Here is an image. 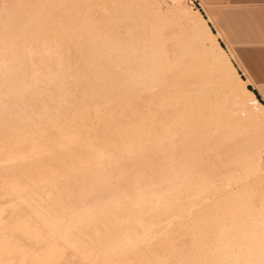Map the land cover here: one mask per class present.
<instances>
[{"label": "bare ground", "instance_id": "obj_1", "mask_svg": "<svg viewBox=\"0 0 264 264\" xmlns=\"http://www.w3.org/2000/svg\"><path fill=\"white\" fill-rule=\"evenodd\" d=\"M171 1L174 4H176L177 7H183V10L186 12L187 15L190 16V18H194V16L191 15V12L188 11L186 6L182 4V0H171ZM149 20L150 19L148 18V21ZM163 24L164 25L160 27L161 29L158 32L156 31L157 33L154 32L155 34H153L152 36L148 35V33L145 35H142V32H141V36L139 38L137 37L138 38L137 40L135 38V36L137 35L134 34L135 36L134 37L132 36V37L134 38L133 40L135 39L137 40L136 44L132 42L133 40L131 41L132 38L130 35L135 32L137 34L138 30L134 32H131V31L126 32V30H124L127 33L126 35L127 37L124 36L122 39L126 40L125 38H127L126 45L125 43H121L119 45L117 36H115L113 40L111 39L112 42L110 45V49L112 53L111 54L110 52L108 53V55L110 54L109 59L111 60L112 64L113 62L117 64L121 63V64H118L119 69H121V71L116 70L117 74H116V71L113 72L116 74L115 79L112 78L115 74H113V76L110 74V67L112 66L109 65V63L107 66L106 65L107 63L105 64L103 60L102 62H98L101 60L100 58L101 55H99L100 53L99 54L97 53L100 58L99 60H97V64L104 63L106 66L103 69H98L97 64H96L97 65L96 66L97 68H96L95 65H93L92 63H89V61H86L85 59H84L85 61L77 63L76 67L74 65L75 68H73L71 65L73 70L75 69V72L73 73L72 76L70 75L71 77L65 80L67 82H65V85L63 89L61 90L56 89L54 86H52L54 87V90L53 88L45 89V88H48V86H46L48 85L46 82H45L46 85L42 86L38 83L32 84L29 80L27 81L25 79L26 74L29 71V68H28L29 66L27 67V64L29 63H27V60H29V57H30L29 53L25 52L26 44L23 46L21 42L18 43V45L14 43V45L12 44L13 45L12 47H9L6 50L5 55H7L8 58H10V56L12 57V61H13L12 63H7L5 59L0 58V196H1L0 202L7 201V203H4L2 205H6L9 202L12 203L15 215H13L12 212H10V214L12 213V215L15 216V219H14L15 223L13 222L14 224L12 223L10 225L14 226L13 228L15 230V237L17 236L16 238H18L17 240L18 241L19 239L25 240L24 246L25 244H28V242L29 244L31 243L30 241L33 239L32 236H34L33 234L34 230L37 227L36 224H38V226L40 225V227L47 226L46 229L48 228V232H49L48 234L51 237L49 239H47L46 237L44 238V239H47V242H48V243L46 242L48 245L47 246L48 252L43 255L42 261L36 260L35 261L36 264H51L52 261L54 262L59 261L58 263H60L61 262L60 260L63 261L65 258V255H68V253H70V252L67 253L69 249H73L74 252L73 251L72 252L80 256L84 264H112L113 260L117 258L118 260L122 258L123 261H127L130 259H136L137 257L146 258L143 256L144 254L142 255V253H144L142 252V248L144 250L145 246L143 247V245L146 242L148 243L147 239H149L152 236V233L154 230L150 232L151 231L150 223H149L150 225H148V223H146L147 225H143V222L146 220L143 213L146 215L148 214L149 217L146 216L148 217L147 220L149 219V222H154V224L156 222L160 223L164 219H168L170 222V225L174 229H176L174 231L178 232L179 235L181 236L180 237L181 240H183L182 239L183 236L185 238L187 237V240L185 239L186 240L185 243H183L182 241L183 244L179 243L178 246H173L174 242L172 243V241L174 240L176 236H178V233L174 237L173 233L171 232L167 236L168 249H163L164 251L176 256L177 254H179L178 252H181V251L185 252L193 248L196 251L197 259L199 260L201 259V260L199 263H196L195 260H191V261H188L190 263H187V264H228L227 263L228 261L227 262L222 261L221 259L222 255L221 257H218V255H215V254H214L215 256H211L215 251L217 252L221 251V247L218 246L216 248L215 246V248L212 249L211 247H208V244H206V242H209L207 241L209 237L206 240V237L208 236L207 234L211 231L213 225L212 227L210 226L211 229L210 231L208 230L209 231L208 232L206 229L207 227L203 226L205 225L204 222H206L207 224V221H204L203 225L199 224L201 222L199 218L198 219L199 222L197 223L195 217L193 216L194 211L192 212L190 208L188 209L185 205H183L184 203L186 204V199L188 200V198L184 197L183 194L188 195V193L191 190L190 191L188 190L187 193H183L185 190L184 191L182 190V192H179L178 190L179 193L177 194H176L177 190L176 191L174 190L173 192H175V194L172 192L173 196H167L169 192L168 193L166 192L167 195H164L165 194L164 192L163 195L166 198L165 199L166 206L162 207L163 206L161 205L162 203H159L161 205L160 208L155 207V205L154 207L150 205L151 202L156 203L154 195L157 192L158 183L160 181H162L163 183H166V180H164L165 182L163 181V179L166 178V175L164 174V170L162 171L159 168L160 163L158 161L161 158H163L162 154H164V152L167 150L165 151L161 150L162 148L161 144L163 143V140H162V143H160L161 142L160 138L156 137L157 135L154 136L151 133L143 135L140 132L141 128L139 126L137 127H135V125L132 126V123H130L128 119V115L130 111L132 112L135 109V110L140 111L142 114L144 113L143 115H145V117L147 116L146 119L148 123H150V126L153 130L160 129L163 131H167L168 128H172V127L174 128L183 127L184 128L186 127L185 125L187 124L189 125L190 123H192L193 118H195V121H196V123L194 124L195 129L200 128L201 125L203 124L202 115H203V110H204V104H203V100L197 101V99H200L202 97L203 90H204L203 89L204 88V74L206 72L205 58L207 55V47L202 45V40L199 38H196V36L193 37L190 41H188L187 39L186 41L187 44L185 43L184 45L182 44L181 45L182 47L179 46L178 40L184 38V36L182 35L183 32L181 33V31H179V29H177L174 26L173 21H169L168 23L163 22ZM131 30H133L132 27H131ZM16 31L17 30H15V32ZM24 31L25 33H27L26 30ZM33 32H32L33 33L32 36L38 37L37 35L38 32L37 31H36L37 33H35V31ZM65 32H67V30ZM21 33L19 34L17 32L16 35L19 34L21 36L23 34ZM30 33H28L29 35L27 34V36H29V39H32V36L30 38ZM1 34L2 33L0 32V36ZM4 35H3L4 37L3 41L6 42L5 41L6 38ZM39 35H40V32H39ZM82 35L83 34H81V36ZM27 36L24 34V37H27ZM41 37L42 36H39L40 44L41 42L45 43L47 39L46 41L45 39L44 41H42L40 39ZM51 38L52 37H50V40ZM58 39L59 38L56 39V42L58 41ZM22 40L23 39H21V41ZM50 40L48 38V41ZM81 40H80L79 45H81ZM47 43L48 42H46V44ZM62 44H61V47H62ZM84 44H86L87 46V43L84 42ZM217 45L220 50H223L222 47L219 46L218 42H217ZM79 47H77V49ZM35 48L36 47L34 46L33 50ZM107 49H106V52H107ZM36 50H40V48ZM89 50L90 49H88L87 51ZM83 51H84V48H83ZM70 52L71 53L68 55L73 56L74 58L75 56L72 53V50ZM91 52L92 51H90L89 54H91ZM78 54L80 55V53ZM85 54L87 55L88 53H85ZM89 54L88 56L90 57L91 55ZM46 55L48 56V54H45V57ZM63 55H64V51H63ZM68 55L67 54L65 55L67 57L64 58V60L68 59L67 61L68 63H70L69 62L70 56ZM73 58L71 57V59ZM38 60L40 61L41 59H38ZM122 60H125L126 63H124ZM32 62L34 63L37 62L36 58L32 60ZM45 62L47 63V60ZM34 63H31V64L34 65V69H35L36 63L35 64ZM123 63L125 64V66ZM62 64H63L62 66L65 65V63L63 62ZM41 65L39 67V64H37V68L38 69L42 68ZM114 66H116V64ZM122 66H124V68ZM44 70H46L45 67H44ZM221 70H224V68ZM231 70L234 71L233 67H231ZM48 72H52V71L50 70ZM43 73L45 74V72ZM8 75L11 76L10 79L6 77ZM27 75H31V74H27ZM36 79L39 81V83L40 81L42 83L40 74L36 75ZM53 79H55V77ZM134 79L135 80L138 79V81L137 80L134 81ZM227 80L228 79H226V81ZM57 81L59 80L57 79ZM210 82L212 83V81ZM239 83H240V88H238L237 86H236L237 88L231 87L232 89L230 91L229 96L227 97V100H225V102L221 105V108H224V109L228 108V111L224 113L221 112V114L219 115V119H217L218 123L220 122L224 123L226 120L227 125L230 127H234V128L245 127L246 125H249V123L253 120L254 117H256V115L253 114L251 115V117H249L250 119L246 118L243 120L242 117L246 114V112L243 111L245 109L248 111H253V112H258L260 114L261 113L263 114L262 116L260 115L259 117L257 116L256 119L263 120L264 118L263 105H261L260 102L257 100L258 98H256L255 95L251 91H249L250 89L249 90L247 89L246 87L247 84L242 82L240 78H239ZM62 84L64 83L62 82ZM95 84L99 86H101L102 84L106 85V91H104L105 89L102 88L104 92H101L102 91L101 88L98 87L99 88V89L97 88L98 91L100 90V92H98L94 88V86H96ZM117 84L120 85L123 88V90L117 89L118 87ZM45 90L49 92H54V93H46V94L43 93L42 94V92H45ZM49 94H52V96H50ZM126 94H131L132 100L136 103V105L134 104L132 106L131 105L128 106L129 104H127L128 101H127ZM113 96H114L113 99H116L118 101V104L116 106L120 108V112L117 115L108 113L107 112L108 110L106 111L107 106H108L107 102H109ZM100 99H102L103 102L102 103L99 102L100 103L99 104L97 101H99ZM128 99L130 100V98ZM196 101L197 103H194ZM220 110H219V113H220ZM246 115L244 117H246ZM139 117L140 115L138 117L135 116L136 119H138ZM258 131H260V129ZM186 134H188V132H186ZM167 136L169 135L167 134ZM141 138L144 139L143 141L147 143L146 146L142 145ZM182 140H186V138L184 137ZM205 140L206 138L204 140L203 139L199 140L200 143H202L200 146L202 147L205 146V144H203ZM216 141H217V136H213V137L208 138L207 143H210L212 145V143H216ZM158 143L160 144L161 148H159ZM221 145L222 144H220V146ZM167 146H170V145H167ZM178 147L180 149V146ZM215 147H217V145ZM133 149H137L139 151L137 153L138 155H136L135 157H133V155L131 154V150ZM170 150L171 149H169V151ZM209 150L208 151L211 153L212 152L211 148ZM181 151L183 152V150ZM231 151L232 149L230 150V148H227L221 152H217V155L218 156L229 155ZM205 153H206V149H205ZM250 156L251 155H249V157ZM167 158L169 161L170 157H167ZM175 158L176 157H174V159ZM186 159L188 158L186 157ZM189 159L191 158L189 157ZM250 161L251 160H249V162ZM261 161H262L261 156L254 158V161H252L254 163V166L253 165L252 166L257 171H259V173L262 172L263 170L260 164ZM236 162L237 161H235V164ZM238 162L237 164H239ZM249 162L247 163L248 165H249ZM167 164H171V163H167ZM127 165L130 166V169H126ZM230 166L232 167V164L230 165L229 163V167ZM239 166L241 167V164ZM240 167H236V168L239 169ZM200 168L201 170L206 169V167H203V166H200ZM250 168H248L249 172L251 171L249 170ZM165 169H167V167H165ZM168 170L166 173H168ZM176 171L178 170L176 169ZM179 171H181V168ZM113 172L115 174H112ZM254 172H251V173H254ZM235 173L236 172L234 171L232 174L234 175ZM237 175H234V176H237ZM147 177H150L153 179V185H154V188L152 189V198L150 197L151 199L149 200L151 202L148 201V203L145 202V197H144L145 195H143L144 200L140 199L141 197L138 199L136 196H134L135 193L131 192L132 190H137V193H138V191L145 190V189L149 191V188L147 189V187H148V182H150L149 181L150 179ZM181 177L183 176L181 175ZM224 177L225 176H223V178ZM218 178L219 180L221 179L223 181L222 177L221 178L218 177ZM244 178H245V175H244ZM244 178L242 179L240 176L239 177L237 176L233 179V181H229L226 183H224L225 182L224 180L223 183L226 185V186L223 185L225 187L224 189L221 185H218L220 186L218 187V189L214 188L215 186L212 187L213 186L212 184H211L212 186L208 187L209 185L208 186L204 185L206 181H203L204 184L202 183L201 184L205 186V190H206V187L207 189L208 188L210 189V194L207 193L208 194L207 195L205 193V195L207 196H205V198L201 197L200 203L202 202V199L204 200L206 198L209 199V198L214 197L213 199L219 200L222 197L221 192L223 191H227V193L233 192L234 189L231 188L233 187V185H237L236 186L237 192L234 190L237 194L246 190V188H250V185L248 184L246 185L245 183L246 181H243L245 180ZM117 179L121 181V190L124 192L121 195L119 194L120 197L117 195L119 197L118 199L113 195L114 188H112V183ZM147 179L149 180L147 181ZM73 180L75 181L81 180V183L78 185L77 184L74 185ZM219 180L217 182H220ZM188 181L189 179H187L184 182V184H186L185 186H188ZM176 182L177 181H175V183ZM201 184L200 186L202 187ZM254 185L255 184H253L252 186L254 187ZM220 188L223 190H220ZM250 189L252 190V188ZM146 190L145 192H147ZM100 192H105L106 199H104L103 202H101L102 204H99V207H96L94 203L97 202L96 200L98 199L97 197H99L98 194ZM195 192L196 191H194V193ZM190 193L192 194V192ZM202 193L203 191L200 194ZM227 193H226V196H227ZM247 193H250V192L247 191ZM253 193H254V196L251 198V200L249 198L248 199L246 198V200H250L249 213H250V216L252 215L253 217H256L259 219V222L258 221L256 222V229L260 228L262 229V231L254 232V234L252 235L253 236L252 238L253 240L251 239L252 244H253V241H255V244L252 245L251 247V254L249 255L251 256V259H250L251 261L248 264H251V262L252 264H264V183L258 186L257 188L255 187V190L253 191ZM200 194H197V196H199ZM159 195L162 196V194H159ZM125 196H128V197H125ZM132 196L136 197L138 200H141V201L139 202L137 201L138 203L135 202L136 198L134 199V197ZM239 197H241V195ZM1 198L3 200H1ZM114 198L117 199V201H115ZM127 198L131 199L132 202L128 200ZM160 198L162 199V197ZM197 199L199 198L197 197ZM125 201H127L128 203L127 204L124 203ZM193 201L195 202V200ZM196 201L198 202V200ZM85 202L90 203V208H87L89 207L88 206L89 204L85 206ZM158 202H159V198H158ZM246 202L248 203V201ZM169 204L170 206H168ZM188 205H190V203ZM202 206L204 207V204ZM9 207L10 206H8V208ZM212 207L214 206H211V208ZM98 210H100L101 212L98 213ZM196 210L199 211L198 209ZM210 211L212 210L210 209ZM5 212L8 213L7 209ZM136 212L137 213L142 212V213L137 214ZM202 212H203V215L206 216L205 214L207 213H204L205 211H202ZM202 212L200 214H202ZM0 215H1V212H0ZM3 216L5 215L3 214ZM210 217L214 218L213 213H212V216ZM215 220L219 221V219H215ZM208 221H209V218H208ZM9 222H7L8 225H9ZM107 222L115 223L117 228L116 229L114 228V230L112 229V231L105 232L102 229L103 228L102 227L101 229L104 232L97 231L98 233H95L92 231V229L95 227L96 229H100L99 226L101 225H104V229H106L105 227L107 225L105 226V224ZM8 225L6 229L4 228L5 226L0 227V229L2 230V228H4L5 230H2V231H7V228L10 227ZM138 225H140V227ZM216 228H218L217 225L215 229ZM235 228L237 230V226ZM37 229L38 228H36V231ZM42 230L44 231V229ZM215 232H217V230H215ZM215 232L214 233L211 232L212 239L215 242V244L216 243L218 244L219 243L218 241L220 240V238L218 237L219 232H217L218 234ZM230 232L233 233L234 230ZM72 234H75V235H72ZM41 235L42 234H40V236ZM40 236L38 238H40ZM222 236L223 235H221L220 237ZM8 237L13 238L14 235L9 236L8 234ZM177 238H175L176 240L174 241L178 242L179 238L178 239ZM57 241L62 243V247H56L60 245L58 243L57 245L55 244L56 246H51L54 242H57ZM11 243H12V239H11ZM11 243L9 242L10 245ZM149 244H145V245H149ZM189 244H191V246H187ZM7 245H8V242H7ZM17 245L19 246V244ZM18 246H15V247H18ZM220 246L222 245L220 244ZM44 247L46 246H43L42 250L37 251L36 253L38 252L41 253L45 251L43 250L45 249ZM8 248H6V250ZM10 249H12V247ZM21 251L19 250V252ZM29 251L31 253L30 249L28 251L26 250L25 252L29 254ZM95 251H98V254H95L94 253ZM162 251L161 253H164ZM16 252H13V253H16ZM224 252L226 253V251ZM23 253H20L19 255ZM243 253H245V251ZM241 255L237 257H240ZM174 256H171V257L175 259ZM2 257H4V255L1 256V259ZM13 257L14 256H12V258ZM71 257L74 258L75 256H71ZM159 257H162V256H159ZM168 257L171 258L170 255ZM32 258L28 260H31L32 262L33 260ZM26 259H24V262ZM167 260L169 259L166 258V262H171L170 260L169 261ZM171 260L173 261V259ZM229 260H231V258ZM143 261H146V260H143ZM143 261H141V264L146 263ZM160 261L161 260H158L157 262H155V264H159ZM176 262H179V264H186L187 261H176ZM19 263L20 262L18 260V264ZM161 264H164V263L161 262Z\"/></svg>", "mask_w": 264, "mask_h": 264}, {"label": "rangeland", "instance_id": "obj_2", "mask_svg": "<svg viewBox=\"0 0 264 264\" xmlns=\"http://www.w3.org/2000/svg\"><path fill=\"white\" fill-rule=\"evenodd\" d=\"M182 4L184 6H186L188 11L191 12V15L194 16V18H190V16L187 15L186 12L183 10V7H177V5L174 4L171 0H0V32L3 35L5 34L4 36L6 38V40H5L6 42H4L3 41L4 37L1 34L2 37L0 36L1 37L0 39H2V40H0V42L1 41L2 42L0 43V58L5 59L7 63H12L13 62L12 61V57L10 56V58H11L10 59V58H8L7 55H5L6 50L9 47H12L14 45V43H16L18 45V43L21 42L23 44V46L26 44L25 52L29 53V56H30L29 57L30 62H29V60H27V63H29V64H27V67L29 66L28 67L29 71H28L27 74H31V75H27L26 74L25 79L27 81L29 80L32 84H37L38 83V84H40L42 86L43 85L45 86L46 83H47L48 85H46V86H48V88H45V89H52L53 88V90H54V87H55L56 89H60L61 90V89H63V87L65 85V82H67L65 80H67V78L71 77L73 75V73L75 72V69L73 70V68L76 67L77 63L85 61V60L89 61V63H92L93 65H95V67L98 65L97 66L98 69H103L106 65L108 66V63H109V65L112 66V67H110V74L112 76H113V74H115V73H113L114 71H116V70L117 71H121V69H119V65H118V64H121V63L117 64V63L113 62V64H112L111 60L109 59V55L112 53V51L110 49V45H111V42H112V40H113V38L115 36H117V40H118L119 45L121 43H125V45H126L127 38H125L126 40H123L122 38L127 35V33H126L127 31L128 32H130V31L134 32V31L138 30L137 34L135 32V33H132L130 35L131 38H132L131 41L134 39L133 37L135 35H137V36H135V38L138 40V38L141 36V32H142V35H145V34L148 33V35L152 36L153 34L157 33L161 29L160 27H162L164 25L163 22L168 23L169 21H173L174 22V26L177 29H179V31H181V33L183 32L182 35L184 36V38L178 40L179 46H181L182 44L184 45V43L187 44V42H186L187 39H188V41H190L195 36H196V38L201 39L202 40V45L207 47V55H206V58H205L206 72L204 74V88H203L204 90H203L202 97L200 99H197V101L203 100V104H204V110H203V115H202L203 116L202 117V123L203 124L201 125L200 128H197L198 129L197 130V129H195V126H194V124L196 123L195 118H193V119L191 118L193 124L192 123H190L189 125L187 124V125H185L186 127H184V128L183 127H181V128L172 127V128H168V130L166 129L167 131H163V130H160V129L153 130L151 128V126H150V123H148V121L146 119L147 116L145 117V115H143L144 113L142 114L140 111L135 110V109L132 112L130 111L131 114L129 113L128 119H129L130 123H132V126H134V125H135V127L139 126L141 128L140 132L143 135H146L148 133H151L154 136L157 135L156 137L160 138V141H161L160 143H162V140H163V143L161 144L162 148H161L160 144L158 143L159 144V148H161V150H163V151L167 150V151L164 152V154H162L163 158H161L158 161L160 163L159 168L162 171L164 170V174L166 175V178L163 179V181L166 180V183H163L162 181H160L158 183V185H157L156 194L159 193V194H162V196L159 195V194H157V195L155 194L156 196L154 195V197H155L156 203L149 201L152 198V189L154 188L153 179L150 178V177H147V178L150 179V180L147 179V181L148 180L150 181V182H148V187H147V189L149 188L150 192L148 190H146V189L145 190L147 192H145V190H141V191H138L139 194L137 193V190H132L131 192H134L135 193L134 196H136L138 199L141 197L140 199L144 200V197H145V202L146 203H148V201H149V202H151L150 203L151 206L154 207V205H155V207L160 208L161 205H163L162 207L166 206V202H165L166 198H165L164 195H167L168 192L169 193H168L167 196H173V193L175 194V192H173L174 190L175 191L177 190L176 194L179 193V192H182V190L183 191L185 190L183 193H187L188 190L189 191L191 190L190 192H192V194H194V195H192L190 192L188 193L189 196L187 194H183L184 197L188 198V200L186 199V204L184 203L183 205H185L188 209L190 208V210L192 212L194 211L193 212V216L195 217L197 223L199 222L198 221L199 218H200V221H201L199 224L203 225V222L207 221V224H206V222H204L205 225H203V226L207 227L206 228L207 231L208 230L210 231V229H211V227L213 225L211 231L210 232L208 231L209 233L207 232L208 236L206 237V240L208 239V237H209V239L211 238L210 240L209 239L207 240L209 242H206V244H208V247H211L213 249V248H215V246H216V248L219 246V247H221V251L223 250L222 252L221 251H219V252L215 251L213 254L211 253L212 254L211 256L218 255V257H221V255H222V257H221L222 261H224V262L228 261L227 262L228 264H239V263L240 264H248L251 261L250 260L251 256H249L251 254V247H252V245L255 244V241H253V244H252V240H253L252 239L253 238L252 235L254 234V232L262 231V229H260V228L256 229V222L257 221L259 222V219L256 218V217H253L252 215L250 216L249 203H250L251 198L254 196L253 191L255 190V187L257 188L258 186H260L261 184L264 183V131H263L264 130V125H262V124H264V118H263V120L256 119L257 116L259 117V115L262 116L263 114L262 113L260 114L258 112L248 111L246 109L243 110L247 114V115L245 114L246 117H244L245 115L242 117L243 120L246 119V118L251 117V115H253V114L256 115V117H254L255 119L253 118V120L249 123V125H246L245 127H241V128H234V127L228 126L226 120H225L224 123H222V122L218 123L217 119H219V115L221 114V112L224 113V112L228 111V108H225V109L221 108V105L225 102V100H227V97L229 96L230 91H231L232 88H237V87L240 88V83H239V78L240 77L237 74H238V72H239V74L241 73L243 75L242 76L240 74L241 77L244 78L243 72L245 70H244L243 65L241 64L240 60L237 59L236 54L233 52V50H231L230 46L228 47V45H226V43L221 41L220 37L218 36V38L221 41V45L224 47V49L226 51L224 49L223 50L219 49V47L217 45L218 38L215 36V34H213V32L209 28V26H207L208 23L204 20V18L202 16V13H203V15L206 17V19H208L206 14H205V12H204V10H203L202 0H182ZM206 4L210 5V6L213 5L212 3H208V2ZM206 9H207V7H206ZM181 10H182V12H181ZM193 10H194V12H193ZM148 18L150 19L149 21H148ZM123 22H125V23H123ZM139 22H141V23H139ZM187 22H189V23H187ZM118 25H119V27H118ZM130 25H131L133 30H131ZM122 26H123V28H122ZM142 27H143V29H142ZM153 27H155V28H153ZM10 30L12 31V33H11ZM15 30H17V31L15 32ZM24 30H26L27 33H25ZM66 30H67V32H65ZM122 30L123 31L126 30V32L125 31L123 32ZM30 31H31V33L33 31H35V33L38 32L37 33L38 37L37 36H32L34 32L31 34ZM188 31H189V33H188ZM17 32L19 34L22 32L23 34L21 33L22 34L21 36L19 34L16 35ZM39 32H40V35H39ZM62 32L63 33L65 32V33L63 34ZM28 33H30V38L32 36V39H29V36H27ZM122 33H123V35H122ZM24 34L27 37H24ZM81 34H83V35L81 36ZM56 35H57V37H56ZM39 36H42L40 38L42 41H44V39L46 41V39H47V41H46V42H48L47 44H46V42L45 43L43 42L45 44V46H44V44L42 42L40 44ZM68 36H69V38H68ZM35 37H37V38H35ZM50 37H52L51 40H50ZM55 37H56V39L59 38L58 39L59 42L58 41L56 42ZM17 38H18V40H17ZM27 38H28V40H27ZM48 38H49L50 41H48ZM21 39H23V40L21 41ZM34 39H35V41H34ZM136 39L132 41L135 44L137 42ZM36 40H37V42H36ZM80 40H81V45H79L80 44ZM86 40H88V41H86ZM53 41H55V42H53ZM66 41H68V42H66ZM84 42L87 43L88 47L86 46V44H84ZM35 43L36 44L38 43L37 46H36ZM61 44H62V47H61ZM27 46L30 47V48H28ZM34 46L36 48L33 50ZM101 46H102V48H101ZM219 46H220V44H219ZM59 47H61V48H59ZM77 47H79V48L77 49ZM39 48H40L41 51L40 50H36V49H39ZM83 48H84V51H83ZM88 49H90V50L87 51ZM106 49H107V52H106ZM71 50H72V53L75 56L74 58H73V56L68 55V54L71 53L70 52ZM77 50H78V52H77ZM63 51H64V55H63ZM90 51H92L91 54H89ZM109 52H110V54L108 55ZM78 53H80V55ZM85 53H88L91 56L89 57L88 54L86 55ZM95 53H96V55H95ZM97 53L98 54L100 53L99 55H101L100 56L101 60L98 61V62H102V60H103V62L105 64L107 63L106 65L104 63H98L97 64V60L100 59L99 55ZM45 54H48V56L46 55L47 59L45 57ZM66 54L68 56H70L69 57L70 58L69 59L70 63H68V61H67L68 59L64 60V58L67 57V56H65ZM31 56L33 58L35 57L36 60H37V62H35L36 63V68L35 69H34V65L31 64V63H34V62H32V60H34L35 58L33 59ZM71 57L73 59H71ZM38 59H41L40 60L41 62ZM93 59H95V60H93ZM46 60H47V63L45 62ZM93 61H95V62H93ZM122 61L124 63H126L125 60H122ZM224 61H225V63H224ZM62 62L65 63L64 66H62L63 65ZM66 62H67V64H66ZM118 62H119V60H118ZM72 63H74V64H72ZM37 64H39V67H40L41 64L43 65V66L41 65V67L43 68V69L40 68L41 71H40V69L37 68ZM47 64H48V66H47ZM115 64H116V66H114ZM71 65H72L73 68L71 67ZM74 65H75V67H74ZM234 65L237 68L238 72H237L236 68L234 67ZM124 66H125V64H124ZM124 66H122V67L124 68ZM44 67H45L46 70H44ZM51 67H52L53 70L51 69ZM231 67H233L234 71L231 70ZM48 68L52 72H48V71H50ZM223 68H224V70H221ZM117 71H116V74H117ZM43 72H45V74ZM39 74H40V77L42 79V83H41V81L39 83V81L36 79V75H39ZM116 74L112 77L113 79H115ZM42 75H44V76H42ZM6 77L8 79L11 78L10 75H8ZM43 77H45V78H43ZM54 77H55L56 81H55V79H53ZM57 79L59 81H57ZM226 79H228V80L226 81ZM136 80L138 81V79H136ZM136 80L134 79V81H136ZM61 81L64 84H62ZM210 81H212V83ZM209 82H210L211 85L209 84ZM95 85L96 86H94V88L97 91H98L99 88H101V90L103 88V89H105L104 91H106V85H103V84L101 86H99L97 84H95ZM52 86H54V87H52ZM117 86H118L117 89L123 90V88L120 85L117 84ZM248 88L251 89L249 85H248ZM104 91L102 90L101 92H104ZM98 92H100V90ZM43 93L46 94V93H54V92H49V91L45 90V92H42V94ZM49 95L52 96V94H49ZM126 95H127V101H128L127 104H129L128 106H130V105L132 106L134 104L136 105V103L132 100L131 94H126ZM113 98H114V96L110 99L109 102H107L108 104L106 103L108 105L106 111L108 110L107 111L108 113L113 114V115H117L120 112V108L116 106L118 104V101L116 99H113ZM128 98H130V100ZM100 100L97 101V102L98 103L99 102L102 103L103 102L102 99H100ZM197 101L194 102V103H197ZM109 107L112 108V109H110ZM219 110H220V113H219ZM137 115L138 116L140 115V117L138 118L140 120L135 118V116L138 117ZM140 124H141V126H140ZM208 126L212 129V131H211V129ZM206 127H208L209 129L206 128ZM259 129H260V131H258ZM186 132H188V134H186ZM235 132H236V134H235ZM167 134L169 136H167ZM170 134H171V136H170ZM212 135L213 136H217V141H216V143H212V145H211L210 143H207V140H208V138L213 137ZM160 136H162V137H160ZM232 136H234V137H232ZM184 137L186 138V140H182ZM205 138H206V140L203 143V144H205V146L202 147V146H200L202 143H200L199 140L200 139L204 140ZM141 140H142V145L146 146L147 143L145 141H143L144 139L141 138ZM171 141H172V143H171ZM220 141H222V142H220ZM143 142H145V143H143ZM169 142H170V144H169ZM218 142H219V144H218ZM171 144H173V145H171ZM220 144H222V145L220 146ZM167 145H170V146H167ZM216 145H217V147H215ZM239 145H240V147H239ZM248 145H250V146H248ZM178 146H180V149H179ZM184 147H185V149H184ZM168 148L171 149V150L169 151ZM210 148H211V151H212L211 153L209 152ZM227 148H230V150L232 149V151L229 153V155H221V156L217 155V152H221V151H223V150H225ZM205 149H206V153H205ZM133 150H134V152H133ZM133 150H131V154L133 155V157H135L136 155H138L137 153L139 151L137 149H133ZM178 150H180V151H178ZM181 150H183V152ZM184 150H185V152H184ZM186 155H188V156H186ZM249 155H251V156L249 157ZM258 156L259 157L261 156V160L262 161H261L260 164H261V166L263 168L262 172H260V173H259V171H257L253 167L254 163L252 162V161H254V158H256ZM167 157H170L169 161H168ZM174 157H176V158L174 159ZM186 157L188 159H186ZM189 157L191 159H189ZM233 157H235V158H233ZM193 160H194V162H193ZM238 160H239V162H238ZM249 160H251V161L249 162ZM174 161H176V162H174ZM196 161H197V163H196ZM235 161H237L239 164H237V162L235 164ZM248 162H249V165L247 164ZM167 163H171V164H167ZM229 163H230V165L232 164L233 168L231 166H230L231 168L229 167ZM240 164H241V167L239 166ZM169 165H171V166H169ZM233 165L234 166L237 165L236 167H240V168L238 169V168L234 167ZM200 166L206 167V169L205 170H201ZM165 167H167V169H165ZM250 167L253 168V169H251ZM180 168H181V171H179ZM248 168H250L249 169V170H251L250 172L248 171ZM126 169H130V166L127 165ZM176 169L178 171H176ZM222 169L225 170V171H223ZM167 170H168V173H166ZM252 170H254L256 172H254ZM234 171L236 172L234 175L238 174L237 176L238 177L240 176L242 179L244 178V175H245V178H244L245 180H243V181H246L245 182L246 185L247 184L250 185V188H252V190L250 188H246V190H244L241 193L237 194L236 193L237 192L236 191V186L237 185H233V187H231V188H233L236 192L234 190H233V192H229V193H227V191H223V192H221L222 197L219 200L213 199L214 197L213 198H209V199L206 198L204 200L202 199V202L200 203L201 197L205 198V196L210 194V189L208 188L209 189V191H208V189L206 187V190H205V186L204 185H206V186L209 185L208 187L213 185L212 187L215 186L214 188H216V189H218V187H220L218 185H221L223 187V189H224L225 188L223 186V185H225L224 183L229 182V181H233V179L235 177H237V176H234L232 174ZM240 172H242L243 174L240 173ZM251 172H254V173H251ZM112 174H115V173L113 172ZM229 174L231 175V177H230ZM181 175L183 177H181ZM232 175H233V177H232ZM223 176H225V177L223 178ZM198 177L202 181H200L198 179ZM218 177H220V178L222 177L223 181L221 179L219 180ZM173 178H175V179H173ZM176 179H178V180L181 179L180 180L181 182L176 180ZM187 179H189L188 186H185L186 184H184V182ZM218 180L220 182H222V183L217 182ZM224 180H225V182H224ZM73 181H74L73 182L74 185H76V184L78 185V184L81 183V180H78V181L73 180ZM175 181H177V182L175 183ZM203 181H206L205 184H204ZM197 182L200 183V184L201 183L204 184V185L201 184L202 187L204 186L203 189L200 186V184H198ZM214 182H216V183H214ZM249 182L252 183V184H250ZM253 184H255L254 187L252 186ZM256 184H258V185H256ZM234 186H235V188H234ZM195 187H197V188H195ZM112 188H114L113 189V191H114L113 195L117 199L120 197V195L122 193H124L121 190V181L119 179L115 180L112 183ZM221 188H220V190H223ZM253 188H254V190H253ZM168 189H169V191H168ZM178 190H179V192H178ZM194 191H196V192L194 193ZM202 191H203V193L200 194ZM245 191H246V193H245ZM247 191L250 192V193H247ZM164 192H165V194H164ZM224 192H225V194H224ZM100 193H102V194H100ZM100 193H99L100 195L98 194L99 197H97L98 198L96 200L97 202L94 203V205H96V207H99V204H102L101 202H103V200L106 199L105 192H100ZM205 193L206 194L208 193V194L205 195ZM226 193H227V196H226ZM234 193H236V194H234ZM169 194H171V195H169ZM197 194H200L199 195L200 197L197 196ZM228 194H230V195H228ZM143 195H145V196L143 197ZM240 195H241V197H242V199L244 201L241 199V197H239ZM134 196H132V197H134ZM94 197H96V196H94ZM125 197H128V196H125ZM136 197H134V199ZM157 197L159 198V202H158V198ZM160 197H162V199ZM197 197L199 199H197ZM137 198H136L135 202L141 201V200H138ZM246 198L247 199L249 198L250 200H246ZM117 199H115V201H117ZM127 199L132 202L131 199H129V198H127ZM1 200H3V199L1 198ZM193 200H195V202H197L196 200H198L199 203L198 202L195 203ZM162 201H164V202H162ZM246 201H248V203ZM0 203H1L0 204V212H1V215H0V222H1L0 225L1 226L0 227H2V226L4 227L5 226L4 228L6 229V227L8 225L7 222H9V221L11 222V223L9 222L8 226H10V227L7 228V231H2V230H5L4 228H2V230L0 229V254H2V255H0V262H1L0 264H8V263L9 264H18V260H19L20 263L23 262L22 264H26V263L27 264H32V262H33V264H36L35 263L36 260L37 261H42L43 255L48 252L47 239L51 238L50 235L48 234L49 233L48 232V228L46 229L47 226H45V227L41 226L40 227V225L38 226V224H36L37 227L36 226L35 227L38 228V229L36 231V228H35L34 233H33L34 236H32L33 239L30 241L31 242L30 244L28 242L30 247H29L28 244H25V246H24V241L25 240L19 239V241H20L19 242L17 240L18 238H16L17 236L15 237V230L13 228L14 226L10 225L13 222L15 223V221H14L15 216H13V215H15V212L13 210L12 203L9 202L6 205H2V204L7 203V201L0 202ZM124 203L127 204L128 202L125 201ZM159 203H162V204L160 205ZM189 203H190V205H188ZM87 204H89L88 205L89 207H87V208H90V203H86L85 202V206H87ZM196 204H198V205H196ZM203 204H204V207L202 206ZM215 205H217V206H215ZM8 206H10V207L8 208ZM168 206H170V204ZM211 206H214L215 208L214 207L211 208ZM6 209H7L9 214L7 212H5ZM196 209H198L199 211H197ZM210 209L212 211H210ZM241 209H243V210H241ZM206 210H207V212H206ZM200 211L201 212L205 211L204 213H207V214H205L206 216L209 213H210L209 215L212 216V213H213L214 218L210 217L209 215L206 217V216L203 215V212H202V214H200L201 213ZM215 211L216 212L218 211V212L216 213ZM10 212H12L13 215H12V213L10 214ZM99 212H101V211L98 210V213ZM243 212H244V214H243ZM6 213H7V215H6ZM141 213L138 212L137 214H141ZM3 214L5 216H3ZM143 215H144V217L146 219L144 221L145 224L143 222V225H147L146 223H148V225L151 224L150 225L151 229L149 228L151 230L150 232H152L154 230L153 233H152V236L149 239H147L148 243L147 242L145 243V244H149L150 243L149 244L150 246L144 244L143 245V247L145 246L144 250L142 248V252H144V253H142V255L144 254L143 256L146 257V258L137 257L136 259H130V260H127V261H123L122 258H120V260H118V258H117V259L113 260L114 263L112 262V264H132V263L133 264H136V263L141 264V261H143V260H146V261H143V262H146L145 264H150V263L151 264H155V262H157L158 260H161L159 264H161V262H163L164 264H171V263L172 264H179V262H176V261H187L186 262V264H187V263H190L188 261H191V260H195L196 263L200 262L201 259L200 260L197 259L196 251L193 248H191L190 250L185 251V252L184 251L178 252L179 254H177L176 256L164 251L163 249H168L167 236L172 232L173 236L175 237V235H177L178 232L174 231L176 229H174L170 225V222H169L168 219H164L160 223L156 222L154 224V222H149V219L147 220V218L149 217L148 214L146 215V214L143 213ZM247 215H248V217H247ZM146 216H148V217H146ZM208 218H209V221H208ZM215 219H219V221H217ZM111 223L112 222H107L105 224V226L107 225L105 227L106 229H104V225L100 224L101 225V226H99L100 229H96V227H95V228L92 229V231L95 232V233H98L97 231H99V232H104L105 231L106 232V231H112V229L114 230V228L116 229L117 226L115 225V223H112V224ZM5 224H7V225H5ZM153 225H155V226H153ZM216 225H217L218 228L215 229ZM138 226L140 227V225H138ZM236 226H237V230L235 228ZM101 228L104 231H102ZM157 228L158 229L160 228V229L158 230ZM42 229H44V231ZM155 229L157 230L158 233L156 232ZM215 230H217V232H219L218 237L220 238V240L218 241L219 242L218 244L217 243L215 244V242L212 239L211 232L214 233ZM229 230L230 231L234 230V232L232 233ZM41 231L44 232V233H42ZM159 231H160V233H159ZM39 232H40V234H42L41 236H40ZM154 232H156V233H154ZM217 232H215V233H217ZM8 234H9V236L10 235L11 236L14 235V237L13 238L12 237H8ZM45 234H46V236H45ZM36 235H37V237H36ZM72 235H75V234H72ZM214 235H216V234H214ZM221 235H223V236L220 237ZM39 236H40V238H38ZM4 237H6V238H4ZM41 237H43V238H41ZM45 237L47 239H44ZM128 237H130V236H128ZM180 237L181 236L179 235V233H178V236L175 237V238H177L179 240L178 242L174 241V240H176L175 238H174V240L171 239V240H173L172 243L174 242L173 246H178L179 243L183 244V243L186 242L187 237L185 238L183 236L182 237L183 240H181ZM11 239H12V243H11ZM182 241H183V243H182ZM7 242H8V245H7ZM9 242L11 243V245L9 244ZM32 242H34V243H32ZM15 243H16V245H15ZM25 243H27V242H25ZM45 243H46V245H45ZM57 243L60 244V245L56 246ZM17 244H19V246L21 248ZM34 244H36V245H34ZM220 244L222 246H220ZM6 245H7V247H6ZM8 246H9V248H8ZM15 246H18V247H15ZM43 246H46V247H44L45 249H43L45 251H43L41 253H39V252L36 253L37 251H41ZM51 246L62 247V243L57 241V242H54ZM187 246H191V244H189ZM11 247H12V249H10ZM6 248H8V249L6 250ZM239 248H241V249H239ZM29 249L31 250V253L29 251V254H28L25 251L26 250L28 251ZM234 249H235V251H234ZM19 250L20 251L22 250V251L19 252ZM158 250H160V251H158ZM9 251H11V252H9ZM72 251L74 252L73 249H69L67 251V253L68 252H70V253H68V255H65L64 260L63 261L60 260L61 261L60 263H58L59 261H55V262L52 261L51 264H56V263L57 264H79V263L80 264H84V262L82 261V258L80 256H78L76 253H73ZM161 251L164 252V253H161ZM224 251H226V253ZM244 251H245V253H243ZM13 252H16V253H13ZM20 253H23V254L19 255ZM94 253L98 254V251H95ZM148 254L149 255L151 254L150 257H149ZM157 254L158 255L160 254L159 256H162V257H159ZM224 254L225 255L227 254L226 255L227 257ZM3 255H4V257H2V259H1V256H3ZM31 255L33 256V258H32ZM166 255H167V257H166ZM169 255H170V257L174 256L175 259H177V260H175L172 257L169 258L168 257ZM239 255H241V256L237 257ZM12 256H14V257L12 258ZM68 256L69 257L75 256L76 259H75V257L74 258H72V257L69 258ZM229 257L231 258V260L233 262L231 260H229L230 259ZM22 258H24V259L27 258V259L24 262V259H22ZM31 258L33 259L32 262H31V260H28V259H31ZM166 258L169 259L171 262H166ZM238 258L239 259L241 258L240 259L241 262L239 261ZM65 259H67V260H65ZM171 259H173V261ZM223 259H225V260H223ZM245 259L246 260L248 259V260L246 261ZM163 260H165V261H163ZM169 260H167V261H169ZM133 261H135V262H133ZM237 261H239V262H237ZM251 264H252V262H251Z\"/></svg>", "mask_w": 264, "mask_h": 264}, {"label": "crops", "instance_id": "obj_3", "mask_svg": "<svg viewBox=\"0 0 264 264\" xmlns=\"http://www.w3.org/2000/svg\"><path fill=\"white\" fill-rule=\"evenodd\" d=\"M202 6L209 28L243 65L244 78L235 67L241 81L264 107V0H202Z\"/></svg>", "mask_w": 264, "mask_h": 264}]
</instances>
